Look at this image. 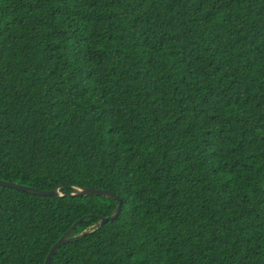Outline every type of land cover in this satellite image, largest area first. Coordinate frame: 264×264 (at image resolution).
<instances>
[{
	"label": "trees",
	"instance_id": "trees-1",
	"mask_svg": "<svg viewBox=\"0 0 264 264\" xmlns=\"http://www.w3.org/2000/svg\"><path fill=\"white\" fill-rule=\"evenodd\" d=\"M0 180V264H264V0H0Z\"/></svg>",
	"mask_w": 264,
	"mask_h": 264
},
{
	"label": "water",
	"instance_id": "water-1",
	"mask_svg": "<svg viewBox=\"0 0 264 264\" xmlns=\"http://www.w3.org/2000/svg\"><path fill=\"white\" fill-rule=\"evenodd\" d=\"M0 186L2 187H6V188H12L21 192H25L28 194H33V195H37V196H45V197H56V196H63L59 193V191H51V192H46V190H36L34 188L28 187V186H23V185H19L17 183L14 182H7L4 180H0ZM66 196H83V197H91V196H95V197H104V198H108V199H112L115 200L117 202V206L113 212V214L108 217V218H98L99 221V226H103L107 223H112L114 222L121 210V206H122V201L120 198L116 197L115 194L107 192V191H103V190H89L86 188L83 189H73V192L66 194ZM79 222L76 223L75 225L72 226V228L70 230H68L63 236H61L53 245V247L50 249L44 264H50L54 254L56 253V251L63 245L65 244H69V243H73L75 241H77L78 239L86 236L87 234H89V231L86 230L83 233L74 236V237H70L69 234L71 233V231H73L77 226H78Z\"/></svg>",
	"mask_w": 264,
	"mask_h": 264
}]
</instances>
